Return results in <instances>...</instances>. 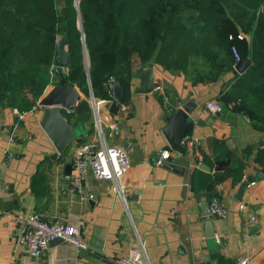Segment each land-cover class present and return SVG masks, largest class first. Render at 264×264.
Returning <instances> with one entry per match:
<instances>
[{
  "label": "crops",
  "instance_id": "1",
  "mask_svg": "<svg viewBox=\"0 0 264 264\" xmlns=\"http://www.w3.org/2000/svg\"><path fill=\"white\" fill-rule=\"evenodd\" d=\"M147 64L155 85L174 97L170 106L155 87L149 93L134 92ZM233 74L225 69L213 77L198 76L191 69L164 67L155 59L133 63L125 108L113 115L108 111L111 100L100 105L101 118H115L121 130L115 137L106 135V141L127 150L122 194L114 191L112 181L91 174L82 192L69 191L70 174L64 171L74 141L58 153L40 126L43 106L36 103L21 112L0 102V207H5L0 208V264H116L139 245L152 264H239L243 257L248 264H264V161L257 160L258 149L264 148V128L226 100ZM211 98L220 102V111L204 109ZM183 105L189 107L194 127L178 156L162 128L166 115ZM72 111L70 122L83 125L82 135H91L92 110L85 122H75ZM247 145L251 149L244 151ZM161 149L171 156L157 163ZM167 161L183 169H168L163 166ZM248 176L256 182L250 184ZM213 195L224 202L228 216L211 218L215 234L207 238L204 222L209 216L202 215L201 206ZM17 209L76 225L87 247L61 240L49 243L39 257L30 255L15 243Z\"/></svg>",
  "mask_w": 264,
  "mask_h": 264
},
{
  "label": "trees",
  "instance_id": "2",
  "mask_svg": "<svg viewBox=\"0 0 264 264\" xmlns=\"http://www.w3.org/2000/svg\"><path fill=\"white\" fill-rule=\"evenodd\" d=\"M64 31L70 54L64 77L83 94L75 122L91 117L90 91L110 97L111 77L127 96L135 61L186 69L198 56L233 70L235 45L250 63L229 79L230 100L264 128V0H0V102L21 112L36 105ZM63 115L73 125L70 112ZM257 160L264 161V148Z\"/></svg>",
  "mask_w": 264,
  "mask_h": 264
},
{
  "label": "built area",
  "instance_id": "3",
  "mask_svg": "<svg viewBox=\"0 0 264 264\" xmlns=\"http://www.w3.org/2000/svg\"><path fill=\"white\" fill-rule=\"evenodd\" d=\"M238 36L240 37V35ZM231 51L235 62L238 61L240 55L235 45H231ZM155 88L160 89L161 86L155 85ZM161 97L168 106H170L171 100L174 99L171 93H166L162 90ZM109 100H111V97L106 99L95 98L93 95H89L88 101L94 116V130L91 135L85 134L74 140L75 148L70 159L71 173L67 187L71 192H82L84 181L87 175L91 174L95 178L112 181L114 191L122 194L121 177L127 171L129 161L124 145L110 144L106 141V135L115 137L121 131L119 123L115 118L111 117L108 120L101 118L100 105L103 101ZM119 108L124 109V103H121ZM204 109L211 112L220 111L222 105L216 98H211L205 102ZM63 110L65 113H69L71 108H64ZM186 142L187 136L183 138L181 145H185ZM192 152L190 150V156L196 161ZM180 153V151H175V155L180 156ZM170 156L171 152L169 150H159L157 163H163ZM255 182L256 180L253 179L249 183L254 184ZM208 207L209 217L212 219L223 220L228 216L226 205L217 196L213 195L209 199ZM14 218L19 222L15 238L16 245L24 247L34 257L41 256L48 248L50 241L56 237L80 248L87 247V242L81 237L80 229L76 225L59 221L51 222L45 219L39 212L25 211L23 209H17L14 213ZM250 218L255 219V215H251ZM248 262V257H243L239 264H248ZM116 264L152 263L149 261L142 245H139L129 249L125 255L118 258Z\"/></svg>",
  "mask_w": 264,
  "mask_h": 264
},
{
  "label": "water",
  "instance_id": "4",
  "mask_svg": "<svg viewBox=\"0 0 264 264\" xmlns=\"http://www.w3.org/2000/svg\"><path fill=\"white\" fill-rule=\"evenodd\" d=\"M80 25V23H79ZM67 32L56 41V56L53 61L54 71L58 76L56 84L49 89H46L37 101L39 106H43V114L40 120V126L43 131L58 151L62 153L63 149L76 138L85 133L83 125H71L63 115L64 108H74L80 99V93L76 86L69 84L65 77L64 71L69 66L70 54L66 48ZM250 63L249 58L239 59L233 67V73H241L243 69ZM139 85L134 88L137 93H149L155 87L154 73L150 65H145L139 72ZM108 93L111 97L108 111L111 114H116L121 103L125 101V89L114 77H111L108 82ZM90 95L92 92L90 91ZM190 109L188 106H178L175 110L168 113L165 117V125L162 128V133L165 136L171 149L175 151L181 150V142L194 127V121L189 118ZM164 167L175 172H181L183 167L172 162H165ZM201 167V166H200ZM66 174L71 173V164L65 165ZM251 177L248 176L249 181ZM202 215L209 216L208 202L205 201L201 206ZM207 238L214 237L215 230L213 220L207 217L204 222ZM62 239L56 237L50 241L54 243Z\"/></svg>",
  "mask_w": 264,
  "mask_h": 264
},
{
  "label": "rangeland",
  "instance_id": "5",
  "mask_svg": "<svg viewBox=\"0 0 264 264\" xmlns=\"http://www.w3.org/2000/svg\"><path fill=\"white\" fill-rule=\"evenodd\" d=\"M186 69H191L194 72L199 71V72H201V75L205 76V77H213L214 74H219L222 70V68H220V67L217 68L214 60L207 61L206 59H203V58L198 57V56L197 57L193 56L190 58L188 66ZM50 75H51V80L48 83V85L46 86V89H49L50 87H52L58 80V76L54 71H51ZM226 96H227L226 100L228 98H230L228 93ZM236 104H237L236 100H235V102L233 101V103L231 104L232 109H235Z\"/></svg>",
  "mask_w": 264,
  "mask_h": 264
}]
</instances>
